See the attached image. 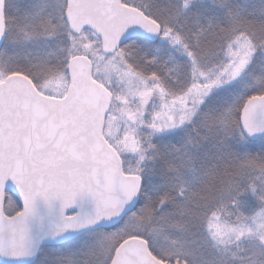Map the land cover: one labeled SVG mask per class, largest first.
Returning <instances> with one entry per match:
<instances>
[{
	"label": "snow or ice",
	"instance_id": "snow-or-ice-1",
	"mask_svg": "<svg viewBox=\"0 0 264 264\" xmlns=\"http://www.w3.org/2000/svg\"><path fill=\"white\" fill-rule=\"evenodd\" d=\"M136 26L187 60L148 50L154 42ZM5 38L0 259L33 255L28 219L38 199L61 202L56 234L92 226L120 217L147 171L162 178L157 193L94 251L62 264H264V150L231 142L264 133V6L0 0ZM245 73L254 82L243 102L206 104ZM188 124L179 147L153 143ZM79 197L94 200V215L64 214Z\"/></svg>",
	"mask_w": 264,
	"mask_h": 264
},
{
	"label": "trees",
	"instance_id": "trees-1",
	"mask_svg": "<svg viewBox=\"0 0 264 264\" xmlns=\"http://www.w3.org/2000/svg\"><path fill=\"white\" fill-rule=\"evenodd\" d=\"M207 2L211 4V0H207ZM232 3L233 6H241L247 8L248 10L264 6V0H232ZM211 14L216 15L217 13L213 12ZM219 15L222 18V13H219ZM153 42L152 48L148 50H166L167 55L164 56L165 60H168L169 62H185L187 60V57L182 52L174 48L162 36L158 40H153ZM9 47H11L10 39L5 38L0 50ZM253 82L254 81L252 80L251 74L245 73L236 81L214 90L206 101V104L220 106L221 110H223L224 108L230 107L233 104L241 103L247 95L251 94V85ZM191 127L192 125L188 124L174 131L160 134L155 133L153 135V143L159 146L179 147L182 140L186 138V129L190 130ZM231 142L237 150L243 152H252L255 154L264 150V137L258 140H253L248 136L247 139L244 140L239 136V134H237L236 137L232 138ZM162 182L163 181L160 176L150 175L146 171L144 174V184L141 199L138 201L139 203L136 209L133 212H130V214L127 215L122 222L113 227L98 228L90 230L89 232L87 231L61 244L47 245L43 247L38 260L33 264H62L63 259L66 257L80 259L85 254L94 251L98 247L103 236L117 231L120 225L122 226L125 224L133 213L138 212L139 209L144 206V204L147 202V196L155 195L157 193V190L159 189ZM13 199L16 200L17 209H20V200L17 197H13Z\"/></svg>",
	"mask_w": 264,
	"mask_h": 264
},
{
	"label": "water",
	"instance_id": "water-1",
	"mask_svg": "<svg viewBox=\"0 0 264 264\" xmlns=\"http://www.w3.org/2000/svg\"><path fill=\"white\" fill-rule=\"evenodd\" d=\"M131 31V29H130ZM137 34L148 35L151 40H158L161 36H153L147 34L143 29L136 26ZM3 40L0 41V48ZM245 135L250 139L258 140L264 137V133H257L255 135ZM142 194V192H141ZM141 194L134 198L129 204L126 205L124 212L120 217L112 219H103L92 226L83 228L69 229L62 233L56 234L58 226L62 223L61 202L52 201L51 203L38 199L34 206V212L28 219L29 241L33 249V255L26 257L20 261H13L11 264H31L34 263L40 254L41 249L46 245L60 244L66 242L81 233L89 232V230L112 227L119 224L130 212L134 211L140 201ZM22 208L24 207L23 200H21ZM114 207V205H110ZM65 215H80L88 218L95 214V202L91 197H79L76 204L67 209ZM146 251V249H145ZM0 264H9V262L0 259Z\"/></svg>",
	"mask_w": 264,
	"mask_h": 264
},
{
	"label": "rangeland",
	"instance_id": "rangeland-1",
	"mask_svg": "<svg viewBox=\"0 0 264 264\" xmlns=\"http://www.w3.org/2000/svg\"><path fill=\"white\" fill-rule=\"evenodd\" d=\"M239 78H240V77H239ZM239 78H237V79H239ZM237 79H236V80H237ZM236 80H233V81H231L230 83H232V82H234V81H236ZM230 83H228V84H230ZM225 85H226V84H225ZM225 85H224V86H225ZM222 87H223V86H222ZM220 88H221V87H220ZM217 89H218V88H217ZM214 90H216V89H214ZM214 90H213V91H214ZM177 129H178V128H177ZM177 129L164 130L163 132H158V133H156V134L165 133V132H170V131H174V130H177ZM123 226H124V224H123L122 226L120 225V227H118V228L120 229V228H122ZM46 262H47V261H46Z\"/></svg>",
	"mask_w": 264,
	"mask_h": 264
},
{
	"label": "flooded vegetation",
	"instance_id": "flooded-vegetation-1",
	"mask_svg": "<svg viewBox=\"0 0 264 264\" xmlns=\"http://www.w3.org/2000/svg\"><path fill=\"white\" fill-rule=\"evenodd\" d=\"M21 208H22V205H21ZM21 208H20V209H21Z\"/></svg>",
	"mask_w": 264,
	"mask_h": 264
}]
</instances>
